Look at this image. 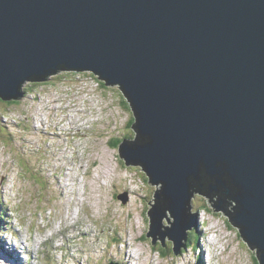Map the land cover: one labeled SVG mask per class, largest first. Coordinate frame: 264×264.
Returning a JSON list of instances; mask_svg holds the SVG:
<instances>
[{
	"label": "water",
	"instance_id": "1",
	"mask_svg": "<svg viewBox=\"0 0 264 264\" xmlns=\"http://www.w3.org/2000/svg\"><path fill=\"white\" fill-rule=\"evenodd\" d=\"M60 71L129 101L135 138L119 151L158 188L154 246L169 236L178 256L187 231L200 239V194L264 264V0H0V100Z\"/></svg>",
	"mask_w": 264,
	"mask_h": 264
},
{
	"label": "rangeland",
	"instance_id": "2",
	"mask_svg": "<svg viewBox=\"0 0 264 264\" xmlns=\"http://www.w3.org/2000/svg\"><path fill=\"white\" fill-rule=\"evenodd\" d=\"M48 81L26 82L27 97L20 104L0 101V120L5 122L4 128L0 126V134L14 136L12 144L17 147H31L16 148L8 144V140L0 139V185L5 176L6 182L11 178L4 184L6 190H1L2 195L8 193L1 201L9 202L12 209L9 212L12 221L8 223L6 215L5 224L0 221V231L3 228L0 240L5 242V245L0 242V253L10 259L9 262L0 260V264H25L13 245L28 264L36 257L39 258L36 264H109L110 260L125 263L124 256L129 262L131 255L130 262L135 264H199L203 256L206 264H222L225 253L234 257L236 252L233 264L258 263V249L252 250L237 228L229 224L227 216L223 212L214 213L210 199L200 194L195 195L190 212L199 215L198 229H217L216 246L221 245L227 252L219 256L216 249L207 245L209 236L207 243L200 236L199 245L203 243L204 255L203 250L193 249L199 247L195 245L198 235L194 230L186 232L189 245L178 256L169 236L165 240L166 247L161 241L153 246V238L148 236L152 209L149 203L155 200L158 188L148 184L143 170L125 165L120 151L112 145L116 140L135 136L130 128L134 115L129 103L118 87L103 86L104 82L88 71L52 75ZM19 123L23 128L21 132ZM20 134L22 137H16ZM37 136L44 137L50 147L42 140V151H36L40 150L39 146L35 148ZM88 157L90 164L85 160ZM97 171L107 174L106 184ZM0 207V213L5 214ZM166 214L174 223L169 211ZM206 218L211 219L212 226L205 227L202 222ZM162 225L171 228L166 218ZM106 235L108 237L100 241V237ZM137 236L141 237L140 242L135 240ZM102 245L108 249L102 251ZM55 246H70L71 253L61 260L63 253ZM24 248L29 250L28 258L22 253ZM15 254L19 258H15Z\"/></svg>",
	"mask_w": 264,
	"mask_h": 264
},
{
	"label": "bare ground",
	"instance_id": "3",
	"mask_svg": "<svg viewBox=\"0 0 264 264\" xmlns=\"http://www.w3.org/2000/svg\"><path fill=\"white\" fill-rule=\"evenodd\" d=\"M89 72V71H88ZM98 77V76H97ZM98 79H99V77H98ZM99 81L100 82H102L100 79H99ZM110 87V86H109ZM112 87V86H111ZM81 114H83V112H81V111H79ZM85 113V112H84ZM78 115H80V114H78ZM134 115V114H133ZM107 120V119H106ZM101 122V121H100ZM0 126L1 127H5V122L4 121H2V120H0ZM18 126L20 127V128H22V125H20V123L18 124ZM42 126L44 127V129H47V128H45V125H43L42 124ZM42 126H41V129H42ZM24 127H27V126H24ZM39 126L37 125V127L35 128V129H37ZM45 133L47 134L48 132H46L45 131ZM41 136V135H40ZM36 139V138H35ZM129 140V139H128ZM132 140V139H131ZM124 141V140H123ZM41 143H43L42 141H41ZM35 144H37V142L35 143ZM112 149V148H111ZM88 150H89V147H88ZM73 153H76V152H73ZM122 159V158H121ZM85 160H87L88 162H89V164L91 163V161H90V158L88 157L87 159H85ZM96 165H98L97 163H96ZM97 167V166H96ZM105 172V171H104ZM97 173H99L98 174V176H100L101 177V181H102V179H104L103 180V183L104 184H106L107 182H106V180H105V178L107 177L104 173H102V172H98L97 171ZM103 175V176H102ZM9 179V178H8ZM59 185H61V186H63L62 184H59ZM106 187V186H105ZM58 196H60V193L58 194ZM57 196V197H58ZM62 196H64V193L62 192ZM61 196V197H62ZM152 208V207H151ZM44 209V208H43ZM42 210V209H41ZM193 213V212H192ZM195 213V212H194ZM165 219V218H164ZM200 219V218H199ZM208 219H210V218H208ZM95 220H97V219H95ZM206 220H207V218H206ZM2 222H4L3 224H5V219H3V220H1ZM201 221V220H200ZM210 221H211V219H210ZM204 222H206V221H204ZM204 222H202V223H204ZM205 224V223H204ZM218 225V224H217ZM220 225V224H219ZM218 225V226H219ZM213 226H214V224H213ZM167 227V226H166ZM162 230V229H161ZM199 230V234L201 233V230L200 229H198ZM67 231V230H66ZM65 232V231H64ZM84 232V231H83ZM91 232V231H90ZM84 233H87L88 234V232H84ZM15 234H16V232H15ZM17 235V234H16ZM132 235V234H131ZM130 235V236H131ZM200 236L202 237V234H200ZM205 236V235H204ZM84 237H86L85 235H84ZM200 237V238H201ZM131 239H132V237H131ZM141 237H139V236H137L136 238H135V240L136 241H138V242H140L141 240ZM188 239H189V236L187 237V241H188ZM222 239V238H221ZM130 240V239H129ZM133 240V239H132ZM223 240H224V238H223ZM227 240H228V237H227ZM77 241V240H76ZM199 241H200V239H199ZM199 241H198V243L197 244H195V245H199ZM0 242L2 243V244H4L5 245V242L3 241V240H0ZM75 242V241H74ZM118 242V241H117ZM119 243V242H118ZM125 243H127V241L125 242ZM184 243H185V245H189V243L188 242H185V240H184ZM245 243V242H244ZM128 244V243H127ZM203 245V243L201 242V244L199 245V247L198 246H194L193 247V249L194 248H198V250L199 249H201V251L203 250V255H204V247L202 246ZM192 249V250H193ZM197 250V251H198ZM29 251V250H28ZM27 251V252H28ZM17 253H19V252H17ZM95 253H96V251H95ZM223 253H224V250L221 252V255H223ZM237 253V252H236ZM236 253H234L233 255H234V257L237 255ZM26 254V253H25ZM131 254V253H130ZM226 255L225 256H223V258H222V264H227L228 262L230 263V264H233V262H235V259H234V257H228V254L229 253H225ZM15 256H17V257H15V258H19V256L17 255V254H15ZM198 258H202V256L200 257H198ZM0 260H2V261H4V260H7L8 262L10 261V259L9 258H6V256L4 255L3 256V254L1 255V253H0ZM131 260H133V256L131 255V257H130V260H129V262L131 261ZM232 260H233V262H232ZM2 261H0V262H2ZM135 261H137V259L135 258ZM206 260H205V256H203V258L202 259H200V260H198V263L199 264H206ZM139 262H137L136 264H138ZM236 263V262H235ZM3 264H8V263H3Z\"/></svg>",
	"mask_w": 264,
	"mask_h": 264
},
{
	"label": "clouds",
	"instance_id": "4",
	"mask_svg": "<svg viewBox=\"0 0 264 264\" xmlns=\"http://www.w3.org/2000/svg\"><path fill=\"white\" fill-rule=\"evenodd\" d=\"M70 72H73V71H60V73H58L57 75H59V74H61V73H70ZM75 74L76 73H79V72H74ZM89 73H92V72H89ZM94 74V73H93ZM57 75H53L54 77H56ZM95 75V74H94ZM97 76V75H96ZM119 88V87H118ZM120 89V88H119ZM121 91V90H120ZM23 92H24V96H23V101H24V99H26V89H25V84L23 85ZM122 92V91H121ZM0 101H2V100H0ZM22 101V102H23ZM5 103H7V104H10V105H17V103H19L18 101H13V104H11V102H5ZM21 103V102H20ZM19 103V104H20ZM41 134H44V133H41ZM0 135H3V134H0ZM3 136H5V135H3ZM7 137V138H6ZM36 138V142H37V144H36V146H35V148L37 147V146H39L40 147V150H36V151H42V147H43V144L41 143V141L42 140H45L44 139V137H42V138H40L39 136H37V137H35ZM0 139L2 140V141H4V140H8V144H10L11 146H14V147H16V148H22V147H24V148H26V149H29V148H31L29 145H25V146H22V147H17L16 145H14V144H12V142H13V139L12 138H10V137H8V136H5V138L3 137V138H1L0 137ZM24 139H26V140H29L30 138H26V137H24ZM125 140V139H124ZM2 141L0 142V145H1V143H2ZM45 145H48V143L46 142V140H45ZM119 150V149H118ZM52 151H55V149L53 148L52 149ZM46 154V153H45ZM41 156H42V153H41ZM46 157H47V154H46ZM48 158V157H47ZM41 164V163H40ZM31 168H33L32 166H31ZM34 169V168H33ZM46 188V187H45ZM46 191H47V189H46ZM8 195V194H7ZM1 206V205H0ZM3 208V207H2ZM3 210H4V208H3ZM5 211V213H6V210H4ZM69 214H70V212H68ZM2 214H4V213H2ZM4 219V218H3ZM2 220V215H1V213H0V221ZM227 220L229 221V219H228V217H227ZM2 222V221H1ZM0 222V223H1ZM7 225V224H6ZM233 228H236V227H234L232 224H230ZM1 226V225H0ZM151 226V225H150ZM2 227H1V231H2ZM1 231H0V233H1ZM237 231H238V233L240 234V230L237 228ZM149 233H150V229H149ZM149 233H148V235H149ZM241 235V234H240ZM244 240V239H243ZM160 242V241H159ZM158 242V243H159ZM152 244H153V242H152ZM162 246H163V243H160ZM165 244V243H164ZM173 244H174V242H173ZM185 244V243H184ZM157 245V244H156ZM155 245V246H156ZM1 246V245H0ZM154 246V245H153ZM165 246H166V244H165ZM220 246V245H219ZM188 246L186 245V248H187ZM71 248L72 247H68V246H63V247H61V248H59V249H57V250H59L60 252H62L63 253V255H62V257L63 258H61V260L62 259H64L65 258V256L67 255V254H70L71 253ZM102 248H103V245H102ZM18 249V248H17ZM184 248H182V250H183ZM33 250H34V248H33ZM182 250H181V252H182ZM20 251V250H19ZM103 254H105V253H103ZM72 255V254H71ZM108 255V254H107ZM22 257V256H21ZM74 257V256H73ZM258 257V256H257ZM124 258H126V256H124ZM120 259H122V258H120ZM111 264H114V263H112L111 261H109ZM258 263H259V261H258ZM121 264H132L131 262H121Z\"/></svg>",
	"mask_w": 264,
	"mask_h": 264
},
{
	"label": "trees",
	"instance_id": "5",
	"mask_svg": "<svg viewBox=\"0 0 264 264\" xmlns=\"http://www.w3.org/2000/svg\"><path fill=\"white\" fill-rule=\"evenodd\" d=\"M101 83H102V82H101ZM103 86H106V84L104 83ZM121 94H122V96L127 100V98L125 97V95L123 94V92H121ZM127 102L129 103L128 100H127ZM11 104H13V102H11ZM129 105H130V103H129ZM130 107H131V106H130ZM132 111H133V110H132ZM134 123H135V119L133 118L132 122L130 123V128H132V126L134 125ZM133 136H134V135H133ZM133 138H135V136H134ZM133 138H132V139H133ZM125 140H128V139H125ZM129 140H131V137H130ZM122 143H123V140L121 139V140H116V142H113L112 145H114L116 148L120 149V146H121ZM137 168H139V169L142 171V169H141L140 167H137ZM147 181L150 182V180H149L148 178H147ZM189 241H190V239H189ZM198 241H199V238H197L195 244H197ZM257 260H258V257H257ZM258 261H259V260H258ZM257 264H260V263H257Z\"/></svg>",
	"mask_w": 264,
	"mask_h": 264
}]
</instances>
